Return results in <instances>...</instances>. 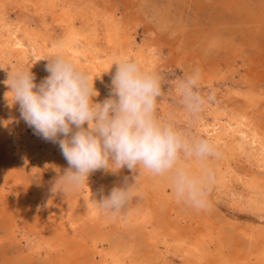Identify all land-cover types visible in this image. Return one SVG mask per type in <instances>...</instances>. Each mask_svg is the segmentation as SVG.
Listing matches in <instances>:
<instances>
[{
    "label": "bare ground",
    "instance_id": "1",
    "mask_svg": "<svg viewBox=\"0 0 264 264\" xmlns=\"http://www.w3.org/2000/svg\"><path fill=\"white\" fill-rule=\"evenodd\" d=\"M218 1L224 3L221 11L243 13L247 22L264 18V0ZM254 3L259 6L255 14ZM257 33L254 26L244 33L246 41L236 43L234 66L242 44L252 42ZM196 40L201 36L192 42ZM185 49L151 22L141 0H0V163L8 176L5 180L0 172V205L13 217L9 238L23 246L24 260L264 264V70L258 66L264 58L253 59L245 67V81L231 83L227 82L231 69L209 61L201 72L200 90L214 99L196 119L184 111L176 96L174 81L179 76L163 90L158 115L208 139L220 153L209 161L214 180L207 207L192 208L193 218L185 222L179 215L187 206L175 201L165 180L147 175L138 177L137 196L121 213L102 212L93 196H107L125 178L134 182L136 174L127 167L115 173L121 183L110 178L112 172L100 169L89 175L82 190L48 196L68 162L58 144L34 133L21 118L19 104L11 103V93L9 98L6 95L9 70L31 67L38 87L49 75L45 57L59 53L96 77L99 96L95 100L103 101L110 94L114 60H135L160 75L164 85L166 77L182 65ZM215 203L248 219L233 213L218 216ZM25 207L37 215L41 226L27 227L24 217L16 224V212ZM6 238L0 234V242Z\"/></svg>",
    "mask_w": 264,
    "mask_h": 264
},
{
    "label": "clouds",
    "instance_id": "2",
    "mask_svg": "<svg viewBox=\"0 0 264 264\" xmlns=\"http://www.w3.org/2000/svg\"><path fill=\"white\" fill-rule=\"evenodd\" d=\"M45 58L49 75L38 87L31 67L9 70L4 83L24 122L44 140L58 144L68 162L54 192L80 191L91 173L100 169L118 173L127 167L136 174L134 182L125 178L107 196H93L105 214L121 213L137 196L135 185L144 175L165 180L177 203L195 210L207 207L214 180L209 161L220 153L208 139L158 115V101L164 95L160 75L132 59L114 60L110 94L97 102L96 77L62 54ZM201 77V70L194 68L174 81L179 103L193 119L214 99L201 93Z\"/></svg>",
    "mask_w": 264,
    "mask_h": 264
},
{
    "label": "rangeland",
    "instance_id": "3",
    "mask_svg": "<svg viewBox=\"0 0 264 264\" xmlns=\"http://www.w3.org/2000/svg\"><path fill=\"white\" fill-rule=\"evenodd\" d=\"M141 4L153 24L166 30L172 39L179 40L186 48L184 50L185 58L182 65L170 75L171 78L169 76L166 77V81L162 85L163 90H167L172 79L178 76L181 77V75L183 76L185 73L191 72L194 68H199L202 72L203 67L211 60L224 64L231 69L230 75L227 77L228 83L232 81H245V67L250 66L253 59L258 61L264 58V18L258 22H247L243 17V13L221 11L224 3L218 0H141ZM258 8V4L254 3V14ZM254 26L258 28L257 36L252 38V42H245L246 45L241 43L243 48L241 49V57L238 61L244 66H240L241 64L239 63L234 66L235 49L233 48L234 46L238 47L236 45L237 42L246 41L244 33ZM196 35H200L202 40L192 42ZM141 37L142 29L139 31L138 40H141ZM189 39L192 43H188ZM190 59H193V63ZM258 66L264 70V63H260ZM0 172L3 178L8 180L7 172L1 163ZM39 177L40 175L37 178ZM48 178L50 177L46 179ZM110 178L120 183L122 181L120 178L117 179L115 173H112ZM50 192L48 196L51 194L55 195L53 189ZM213 205L218 216L233 213L219 203ZM4 207L0 205V234L7 238L0 242V264H46L43 260L26 261L22 258L23 246L13 238H9L13 217L5 211ZM16 214V224H20L21 217H24L27 227L32 228L36 223L41 226L40 220L36 217L37 215L32 214V211L26 207L24 210L19 209ZM236 216H239L240 219L246 217L242 214H237ZM179 218H182L183 222L192 219V208L189 206L183 208ZM245 219L248 218L246 217ZM232 234L231 231L228 233L231 243L234 242Z\"/></svg>",
    "mask_w": 264,
    "mask_h": 264
}]
</instances>
